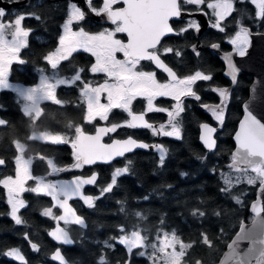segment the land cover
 I'll return each mask as SVG.
<instances>
[{"label": "snow or ice", "instance_id": "1", "mask_svg": "<svg viewBox=\"0 0 264 264\" xmlns=\"http://www.w3.org/2000/svg\"><path fill=\"white\" fill-rule=\"evenodd\" d=\"M15 0H9V3ZM122 2L125 7L114 8L113 6ZM256 6V18L264 20V0H251ZM183 5L196 6L197 12H203L201 5L207 6L212 10V16L215 18L211 23V27L225 32L226 29L222 23L228 18L234 9V0H102V7H91V11L96 15L106 14L107 19L115 25L112 30H102L95 34L89 33L80 27L73 30L74 22H81L85 19L86 13L75 4H69L67 19L63 24V34L59 36V45L55 51L47 54L44 59L49 63L52 70L51 75L45 74L43 69L41 72L39 83L35 87H21L9 83V69L13 61L18 60L25 63L19 58L22 48L28 45V37L30 29H25L22 22L28 18L23 14H17L14 22L5 23L3 18L7 15L6 10L0 7V89L15 88V91L24 101L23 112L27 116L35 114L37 118L41 114V104L43 102H54L61 105L62 101L57 98L56 90L61 85H75L81 81L80 69L70 78H62L58 71V66L62 61H67L78 50H83L95 57V63L91 65V73H103L106 79L103 83L93 86L91 81L83 82L80 88V97L86 104L85 119L92 122L97 117L107 121L109 113L113 109H122L130 117L123 125L113 123L106 127H97L94 135L85 134L81 127H75L74 139H69L60 133H42L40 135L33 134L30 139L42 140L50 142L54 145L71 143L73 151L74 163L71 166L74 169H81L86 165H94L98 161L110 162L117 157H124L126 153L132 152L134 149L150 147L155 148L159 152V162L164 164L167 155V148L160 144L149 145L147 143L138 142L132 136L127 139H113L111 143H102V138L110 133L117 132L118 128L126 126L129 129L146 128L151 129L153 135H162L165 137L181 138V113L185 111L184 98H195L197 101L201 97L194 91L193 86L198 81H210L211 74H205L204 71H195L194 74L184 75L182 78L177 75L173 68L169 67L161 58L163 54L175 52L176 56H180L179 50L170 46L162 49L158 48L161 40L168 34H181L188 29L195 28L197 31L200 25L195 20H189L187 27L177 32L171 25L170 19L180 18L184 8ZM192 13H189L191 15ZM207 15V13H204ZM39 19V17H35ZM238 30L234 36L230 37V43L233 45V52L225 53L224 60L227 62L228 72L233 82L237 79L239 69L233 61V53L239 57H244L250 44L251 30L244 26L242 22L237 21ZM118 33H124L127 41L116 38ZM10 36V39L8 38ZM212 48H218V44H212ZM193 51L196 46H192ZM117 53H122L123 59L117 58ZM199 55V53H197ZM142 61L152 62L157 68L163 70L169 77L167 82H160L156 78L154 71H145L142 69ZM218 93L220 102L214 105H204L216 121L223 124L225 111L230 99V91L226 87H216L211 89ZM106 94V103H101V95ZM145 98L147 101L146 112H166L168 116V125L161 124L159 128H155L152 123L146 119V112L135 113L132 109L133 102L138 98ZM158 97H170L175 101L171 110L166 108L154 107V101ZM6 121L0 119V125H5ZM71 127V125H69ZM166 127L170 130H166ZM217 131L215 127L209 126L207 123L202 125L201 141L208 150L216 147V140L213 134ZM235 139L237 149L231 156V164L229 168L233 169L238 175L233 178L228 173H221V177L226 185L224 191H230L235 184L246 181L248 185H254L259 182L260 189L264 191V122L258 118L253 111L249 110L245 105V116L240 121L239 130L236 132ZM20 155L15 158V177L9 175L4 179H0V185L7 190V203L11 206L10 216L17 225L25 223L18 214L21 209L26 206V202L21 198V194L25 192L38 193L42 192L58 202L59 207L64 210V214L55 217L65 224L74 222L77 225H84V219L76 215L69 205V200L74 197H80L84 203L91 207L93 205V197L82 196V189L85 185H94L97 181V175L93 174L88 178L75 177L72 180L49 181L44 176H33L31 165L33 158L25 159L24 149L17 148ZM44 159V157H40ZM46 163L51 169L49 175L65 171L64 167H58L53 158H47ZM131 164V161H128ZM4 161L0 159V165ZM129 167L116 168L111 174V182L107 187L101 189V195L111 192L113 187L117 185V178L122 174L128 173ZM251 172L254 175H249ZM186 175V173H181ZM29 180H35V187H25ZM63 197V199H61ZM147 199V197H145ZM239 202V198H235ZM252 210L256 217L253 219L252 227L246 229L243 224L240 226V232L237 234L236 240L228 245L231 249L226 254L225 261L221 264H228L233 261L234 264H264V207L257 204L252 205ZM46 216H52L50 208L44 210ZM193 215H201L204 213L198 209L193 210ZM123 232V229H121ZM50 235L57 241L68 245L74 241L69 233L64 229L57 227L50 232ZM207 237H205L206 239ZM110 239L116 240L124 245L128 252L133 249H144L138 253L139 256H147L155 264L158 260H163V264H179L186 255V249L192 245L185 244L175 230L169 235L164 232L163 237L157 236L156 242L147 243V237L141 235L139 230H133L129 234H123ZM242 241H248L250 246L246 251L241 253L239 244ZM106 247L111 248L112 245L104 242ZM179 245V251H177ZM36 244H32L34 250L37 249ZM151 249V253L147 249ZM171 249V251H168ZM162 254V255H158ZM4 255L12 257L21 264H27L24 255L19 248H11ZM52 259L59 261L60 264H67L65 257L57 249ZM100 264H106L105 257L101 255Z\"/></svg>", "mask_w": 264, "mask_h": 264}, {"label": "trees", "instance_id": "2", "mask_svg": "<svg viewBox=\"0 0 264 264\" xmlns=\"http://www.w3.org/2000/svg\"><path fill=\"white\" fill-rule=\"evenodd\" d=\"M250 80L248 74L239 79L240 90L233 95L234 105L226 123L228 127L222 132L225 135L218 140L216 149H206L197 139V126H193L196 134L192 132L190 137L172 144L163 165L156 158L140 152L131 156V164L116 160L94 166L99 171V178L95 186L87 189L95 195L93 205L89 207L80 201H72L87 222L86 228L67 225L74 239L72 246L60 245L50 236L54 225L53 213L52 216L44 214V208L50 204L49 199L25 192L27 203L21 210L25 223L17 225L9 213L6 190L0 185V264H21L4 255L11 248H19L27 264H59L52 259V253L59 246L67 264H100L101 255L105 257L106 264H152L147 256L138 255L144 249H133L129 253L117 239H110L133 230H139L149 243L163 230L171 234L175 230L183 242L192 245L186 249V255L179 264H215L241 222L252 218L249 206L259 184L248 185L242 181L234 183L230 191H224L226 185L221 177L222 172L228 173L233 180L238 175L227 163L234 147L232 134L242 114L241 100L247 97ZM2 99L8 105L6 109L2 108L5 111L0 108V113L8 119V124L2 128L3 136L0 134V156L5 159V164L0 166V179L14 171V138L29 141L31 151H43L46 155L53 153L56 165L67 169L56 176L90 173L95 169L85 166L72 168L74 157L68 155L66 145L29 140L32 128L38 127L20 111L12 93L3 92L0 102ZM77 110L78 107H72L73 118L79 114ZM51 117L48 112L47 122ZM120 166L129 167V172L117 178V185L111 192L101 195V189L111 182L114 169ZM49 171L46 158L34 161L33 175ZM195 209L204 215H193ZM105 241L112 247H106ZM32 244L38 246L36 250Z\"/></svg>", "mask_w": 264, "mask_h": 264}, {"label": "flooded vegetation", "instance_id": "3", "mask_svg": "<svg viewBox=\"0 0 264 264\" xmlns=\"http://www.w3.org/2000/svg\"><path fill=\"white\" fill-rule=\"evenodd\" d=\"M69 4H75L86 13V17L83 21L74 22L72 26L73 30H78L80 27H83L85 31L95 34L105 29H114L115 25H113L107 19L106 14L104 15V17H95L94 14L90 13L92 12L91 7H96L97 9L102 7V0H15V2L11 3H9V0H1L0 7L4 8L7 13V15L3 18L4 22L8 23L10 20L14 22L15 16L17 14H23L28 18H26L22 22V26L25 29L31 30L28 37V45L22 48L19 53V58L25 61V63H20L18 60L13 61L9 69V83L21 87H35L39 83V78L41 75V72L39 71L40 69H43L45 74L51 75L52 70L49 63L44 59V57L47 54L55 51V49L59 45V36L63 34V24L67 19ZM113 7L122 8L125 7V5L120 2ZM200 7L203 9V12H197L196 6H185L182 4V8H184V11L182 12L181 17L170 19V25L177 32H179V30L182 28H186L187 22L189 20H195L199 23V31H197L195 28H191L185 32H182L181 34H168L162 38L161 44L158 46V48L161 49L165 46H170L180 51V56H176L175 52L163 54L161 56L164 62L177 72V75L179 77L182 78L184 75L194 74L195 71H204L205 74L212 75V79L210 81H198L193 86L194 91H196L197 94L201 97L199 101H197L195 98H184L185 111L181 113L180 117L182 121L181 138L177 139L175 137L153 135L151 129H129L124 126L118 128L117 132L110 133L104 136L102 138L103 142H110L113 139H125L128 138V136H132V138L136 139L137 141H141L149 145H163L165 148H167V158V156L169 155V148H171L172 144L177 141H183L185 138L190 137V134H192V132L195 134L197 132V139L204 146L203 142L200 139L201 126L203 123H209L217 129V131L214 133L217 145L218 140L224 137L225 134H223L222 132H224L225 128L228 127V124L226 123L234 105V102L232 101L234 92L236 90H240L239 79L246 73H240L237 76L236 81L232 84V79L226 73V63L222 58V55L223 53L233 52V45L229 41L230 37L234 36L235 32L238 30L237 21L242 22V24L248 27L253 34L264 31V20L256 18V6L251 3V0H234L235 11H233V13L222 23V26L225 27L226 31L221 32L210 26L211 23H213L215 20V18L212 16V10L208 9L206 4L201 5ZM189 13L192 14L189 15ZM204 13H207V15ZM37 16L39 17V19L35 18ZM8 38L10 39V36ZM116 38L121 39L125 42L127 41V36L124 33H118ZM212 44H218L219 47L212 48ZM193 45L196 46L195 51H193ZM197 53H199V55H197ZM117 58L123 59L122 53H117ZM93 63H95V57L83 50H78L69 58V60L61 62V64L58 66V71L62 78H70L72 75H75L76 72H78L80 69H83L84 71L81 73L82 79L75 85H61L57 87L56 94L57 98L62 101L61 105L50 101L43 102L40 109L41 114L38 118L35 114H33L32 116H28L31 120V123L34 126L38 127L37 129L32 128L28 136L29 140H32L30 139V137L34 133L37 135H40L42 133H60L62 135H65L70 141L75 137L76 126L81 127L85 134L93 135L98 126H110L113 123L123 125L126 121L130 120V117L122 109H113L109 113V119L107 121L101 120L98 117L92 122H88L85 119L87 111L86 104L81 99L79 92L80 88L83 85V82L91 81L93 86H97L99 83H103L107 78L103 73H91L90 68ZM142 69L145 71H154L157 80L160 82H167L169 79L167 74L163 70L157 68L152 62L142 61ZM251 81L252 76L250 83L247 85L248 93ZM216 87H229L230 91V99L226 107L223 124H220L218 121H216L211 115L210 111L204 107V105H214L220 102L218 93L211 90ZM3 92L12 93L14 95V101L18 103L20 111L24 113V101L15 91V88L0 89V96ZM246 98H241L242 100L240 99L242 111V104ZM101 102H107L106 94L101 95ZM174 104L175 101L170 97H158L154 101V107L166 108L168 110H171ZM7 105L8 103L2 99L0 102L1 110L5 111L3 109H6L5 107H7ZM73 106L78 107L77 111L79 112V114L76 116V118H73L72 116ZM146 108L147 101L145 98L138 97L133 102L132 109L135 113H140L142 111L146 112ZM48 112L52 114L49 122H47ZM0 119H4L6 121L5 125H0V134L3 136L2 128L6 127V125L8 124V119L1 113ZM145 119L149 123H152L157 129L161 124H164L166 126L168 125V116L166 112H146ZM69 125H71V127H69ZM193 126H197L196 132L195 130H193ZM166 130L170 129L166 127ZM35 141H37L38 143L52 144L50 142H45L38 139ZM12 144L15 150L12 157V166L14 168L13 173L15 172L16 168L15 158L19 155L17 148L21 147L22 149H24V155L28 158H33V163L36 159H41L40 157H44V160L45 158L47 159L54 157L53 153H51V155H46V152L43 151H31L28 148L29 141L24 139L14 138L12 140ZM63 145L67 146V149L69 151L68 155L73 157L74 150L71 147V143H64ZM216 147L214 149H216ZM140 152L146 153L151 158H156L159 163V152L153 147L147 149H134L132 152L126 153L124 157H120V159L117 160L128 162L130 161L131 156ZM0 158L4 160L5 164L4 157L0 156ZM33 163L31 165L32 175ZM102 164L108 163L86 165L85 167L94 169V166ZM118 168L122 167L120 166ZM95 170L97 169L95 168L91 172ZM50 172L51 171H49L48 173H40L33 176H44L47 180L54 181L56 179L69 177L74 174H89L75 172L69 176H56L58 174L56 173L53 174L52 177L51 175H49ZM33 182L35 184V180H29L27 188L33 187ZM37 194H40L50 200V204L46 208H44V210L48 209L52 204L51 197L42 192H38ZM22 196L24 199V193H22ZM21 210L18 213L20 216ZM55 210H58V212H55ZM59 212L60 211L58 208L52 209L53 216L55 217ZM64 225L67 227L68 224Z\"/></svg>", "mask_w": 264, "mask_h": 264}, {"label": "water", "instance_id": "4", "mask_svg": "<svg viewBox=\"0 0 264 264\" xmlns=\"http://www.w3.org/2000/svg\"><path fill=\"white\" fill-rule=\"evenodd\" d=\"M0 3H1V0H0ZM90 13L91 14H94L95 17H104V15H105V14L96 15L93 12H90ZM224 54L225 53H223V55H222V58L223 59H224ZM233 61H234L235 65L237 66V68L239 69V72H238L237 76L240 73H246V74H249V75L252 76V81H251V84H250V87H249L248 96L243 101V104H242L243 111H242L241 117L238 120L236 129H235V131L233 133L234 147L232 149V154L236 151V149L238 147L237 142H236V139H235V135H236V132L239 130L240 121L244 119V116H245V105H247L248 108H249V110L253 111V113L256 114L259 119H261V122H264V31L263 32L253 33L252 36H251V44L248 47V50L246 52V55L244 57H239L238 55H236L235 53H233ZM225 63H226V73H227L228 72L227 62L225 61ZM233 83L234 82L232 81V84ZM228 89H229V87H228ZM203 124H205V123H203ZM207 124L209 126L213 127L211 124H209V123H207ZM104 126L106 127V125H101V126H98V127H104ZM94 134L95 133H93V135ZM201 134H202V126H201L200 136H201ZM90 135H92V134H90ZM213 137H214V134H213ZM125 139H127V138H125ZM214 139H215V137H214ZM118 140H124V139H118ZM111 142L112 141H110V142H103V140H102V143H105V144H109ZM138 142H141V141H138ZM232 154H231V156H232ZM117 159H120V157H117V158H115L114 160H112L110 162H113V161H115ZM110 162H101V161H98L96 164H100V163H110ZM231 162L232 161L230 160L227 163V166L230 165ZM93 174H96L97 175V180H98V178H99V172L97 170H95V171H93V172H91L89 174H74V175H71L69 177H64V178L56 179L54 181H57V180H72V179H74L75 177H78V176L79 177H82V178H88V177H90ZM94 185H85L83 187V189H82V196H91V197L94 198V194L92 192L86 191L87 188L92 187ZM61 199H63V197H61ZM51 200H52V204H51V206L49 208L51 210L53 208H58L59 211H60L57 214L56 217H59V216L63 215L64 214V210L59 207L58 202L54 201L52 198H51ZM72 200H80L83 203H84V201L80 197H74V198H72V199L69 200V205L74 210V212H75L76 215H79L80 217H82L84 219V222H85L84 225H78V226H80L82 228H86L87 227V222L85 220V217L77 211L76 207L72 203ZM93 201H94V199H93ZM253 204H257L260 207H264V191H262L260 189L259 184H258L257 189H256L255 198L251 201L250 206H249L250 207L249 208L250 209V212L252 214V218L250 220H248V221L241 222V224H243L246 229L252 227V221H253V219H259V217H256L255 212H253V210H252V205ZM261 217H264V212L261 213ZM64 224H65L64 221H59V220L55 219V225L50 230V232H52L53 230H55L57 227L64 228L69 233V236L71 237V239L74 241V239H73V237H72L69 229ZM68 224H75V223L74 222H69ZM241 224H240V226H241ZM75 225H77V224H75ZM240 226H239L238 230L234 233V235L232 236V238L229 240V242L227 243V246H226L225 250L223 251L222 255L219 257L218 261L215 264H221L222 261H225L226 254L230 253V251H231V249H229L228 245L231 244L234 240H236L237 234L240 232ZM55 241L58 244L64 245V246H72L74 244V242H73L72 244L65 245V244H63V243H61V242H59L57 240H55ZM249 246H250V244H249L248 241H242L239 244V250L241 251V253H243L244 251L247 250V248ZM57 249H60V246L57 247L56 250ZM55 251L52 253V256L55 253ZM60 251H61V249H60ZM61 254L65 257V255L63 254L62 251H61ZM65 260L67 261L66 257H65ZM57 262L60 264L59 261H57ZM38 264H46V263L39 262ZM228 264H234V262L233 261H228ZM252 264H255V260L254 259L252 261Z\"/></svg>", "mask_w": 264, "mask_h": 264}, {"label": "rangeland", "instance_id": "5", "mask_svg": "<svg viewBox=\"0 0 264 264\" xmlns=\"http://www.w3.org/2000/svg\"><path fill=\"white\" fill-rule=\"evenodd\" d=\"M102 103V102H101ZM19 146H21V145H19ZM21 148V147H20ZM19 155H20V153H19ZM23 155H24V153H23ZM24 158L25 159H28V157H26L25 155H24ZM11 176H13V177H15V172L14 173H12V174H10ZM251 175H254L253 173H251ZM7 176H9V175H7ZM7 176H5L4 178H6ZM3 178V179H4ZM29 181H27L26 182V184H25V187L27 188V184H29L28 183ZM33 184H34V182H33ZM36 186V181H35V184H34V186L33 187H35ZM106 187H107V185H106ZM6 193H7V190H6ZM21 198L23 199V196H22V194H21ZM10 206V205H9ZM10 211H11V206H10ZM10 211H9V213H10ZM131 231H127V232H123L121 235H123V234H129ZM164 232H165V230H163L161 233H159V236H161V237H163V234H164ZM141 235H143V234H141ZM169 235H171V233H169ZM144 236V235H143ZM158 235H156V237H157ZM156 237L154 238V241L153 242H156L157 243V245H158V241L157 240H155L156 239ZM117 241H118V239H117ZM152 241L150 242V243H153ZM147 243H149V242H147ZM149 243V244H150ZM185 243V242H184ZM186 244V243H185ZM177 251H179V245H177V249H176ZM151 249L149 248V249H147V252L150 254L151 253ZM168 251H171V249H168ZM158 255H162V254H159L158 253ZM151 263L152 264H154V262L151 260ZM155 264H163V260H158V261H156L155 262Z\"/></svg>", "mask_w": 264, "mask_h": 264}, {"label": "bare ground", "instance_id": "6", "mask_svg": "<svg viewBox=\"0 0 264 264\" xmlns=\"http://www.w3.org/2000/svg\"><path fill=\"white\" fill-rule=\"evenodd\" d=\"M38 263H39V262H38ZM38 263H37V264H38Z\"/></svg>", "mask_w": 264, "mask_h": 264}]
</instances>
